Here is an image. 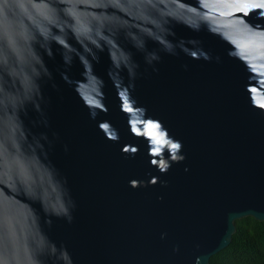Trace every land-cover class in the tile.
<instances>
[{
	"label": "water",
	"instance_id": "1",
	"mask_svg": "<svg viewBox=\"0 0 264 264\" xmlns=\"http://www.w3.org/2000/svg\"><path fill=\"white\" fill-rule=\"evenodd\" d=\"M264 222V0H0V264H210Z\"/></svg>",
	"mask_w": 264,
	"mask_h": 264
},
{
	"label": "trees",
	"instance_id": "2",
	"mask_svg": "<svg viewBox=\"0 0 264 264\" xmlns=\"http://www.w3.org/2000/svg\"><path fill=\"white\" fill-rule=\"evenodd\" d=\"M235 225L232 242L211 257L210 264H264V222L248 217Z\"/></svg>",
	"mask_w": 264,
	"mask_h": 264
}]
</instances>
